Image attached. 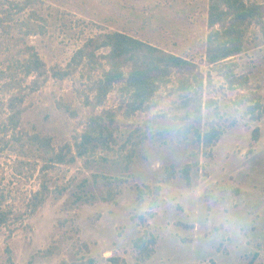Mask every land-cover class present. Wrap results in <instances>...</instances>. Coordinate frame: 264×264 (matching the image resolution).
Wrapping results in <instances>:
<instances>
[{
    "label": "rangeland",
    "instance_id": "1",
    "mask_svg": "<svg viewBox=\"0 0 264 264\" xmlns=\"http://www.w3.org/2000/svg\"><path fill=\"white\" fill-rule=\"evenodd\" d=\"M7 1L0 0V210L14 211L15 219L0 228V264H109L111 257L137 264L133 241L146 231L158 244L144 264H264V116L251 120L250 104L238 105L251 91L229 89L207 64L209 0H40L21 14ZM32 12L46 19V34L26 36L23 22L33 18ZM109 32L125 33L195 64L205 76L203 111L182 119L179 75L174 74L151 109L129 119L118 114L112 151L43 173L47 151L74 145L93 115L118 110L126 98L117 88L102 107L88 106L95 96L92 81L100 73L83 68L64 81L40 79L36 91L29 87L34 77L18 90L1 72L25 59L27 47L38 52L48 71L65 68L89 38ZM233 62L264 105V36L257 26ZM20 93L25 99L14 125L10 101ZM211 125L225 134L207 158L193 133L184 139L180 132L192 126L206 133ZM256 129L260 138L253 143ZM139 141L125 173V158ZM187 165L191 188L181 175ZM171 166L175 179L166 184ZM94 175L125 181L114 203L100 201L107 188ZM44 179L52 192L30 216L29 201ZM145 186L152 193L138 204V188ZM157 187L161 192L151 217ZM82 192L98 200L73 205ZM50 247L58 255L43 256Z\"/></svg>",
    "mask_w": 264,
    "mask_h": 264
},
{
    "label": "trees",
    "instance_id": "2",
    "mask_svg": "<svg viewBox=\"0 0 264 264\" xmlns=\"http://www.w3.org/2000/svg\"><path fill=\"white\" fill-rule=\"evenodd\" d=\"M9 8L16 14L25 12L28 8L37 6L40 0L7 1ZM11 11V12H12ZM7 14L11 15L10 11ZM33 18L23 22L26 28V36L46 34V19L38 13L32 12ZM257 26L264 36V3L249 2L246 0H209L208 9V38H207V64L218 73L224 80L226 86L231 90L251 91L238 101V105L250 104L247 114L251 120L257 122L264 116L263 97L254 93L250 86V79L246 75L236 73V64L233 62L245 49V44L251 27ZM27 57L23 60H16L11 63L6 72L8 85H15L22 89L26 79L34 77L30 88L34 91L39 87V80H47L51 77L54 80L64 81L73 76L80 68L89 74L100 73V78L92 81V91L95 94L92 100H88V106L100 108L107 97L115 89L124 95L126 100L118 110H103L100 114L93 115L85 128L83 134L76 140L74 145H66L59 151H47L43 173L55 166H66L74 164L77 159L86 163L91 162L100 153L112 151L116 144V133L119 129L117 116L120 112L129 119L137 113L151 109L152 102L162 87L170 85L172 76L179 75V91L182 92L180 108L184 110L185 121L203 111V92L205 76L192 62L168 53L160 48L135 37L121 32H109L97 34L89 38L85 44L76 51L71 61L65 68H53L48 71L46 64L33 47H27ZM50 75V76H49ZM14 87V86H13ZM24 94H18L11 99L10 103L14 111L11 122L18 124L21 110H18L19 103H23ZM184 139L193 133L194 142L201 147L204 157H213V148L219 143L225 131L211 125L206 133L195 130L192 126H184L180 132ZM260 138V130L253 133V143ZM145 139V138H144ZM125 158V173L135 156V147ZM102 160L107 161L102 158ZM175 170L171 166L166 170L165 183L169 184L175 179ZM181 175L188 188L192 187L191 166L187 165L182 169ZM94 180L102 179L105 182L107 192L100 201L114 203L120 195V187L125 183L122 179H113L106 176L94 175ZM85 184L81 185L84 188ZM147 191V193L145 192ZM150 186L138 188L137 203L142 204L144 197L152 193ZM51 190L46 179L38 192L29 201V215L34 216L47 202ZM156 196L151 203V217L157 206L161 188L157 187ZM85 193L75 194L73 205L90 204L98 199L95 196H86ZM15 219L14 211L0 210V228L9 225ZM142 225L146 224V218H139ZM158 239L151 232L146 231L143 235L133 241L136 251L137 264H144L156 253ZM43 256L53 257L58 255L55 247L42 252ZM109 264H126L120 257H111ZM92 263V261H91Z\"/></svg>",
    "mask_w": 264,
    "mask_h": 264
}]
</instances>
